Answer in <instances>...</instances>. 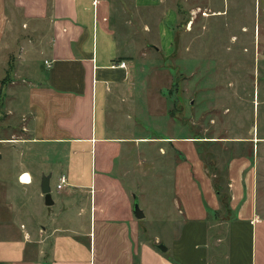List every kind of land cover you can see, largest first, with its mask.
<instances>
[{
  "label": "crops",
  "instance_id": "obj_1",
  "mask_svg": "<svg viewBox=\"0 0 264 264\" xmlns=\"http://www.w3.org/2000/svg\"><path fill=\"white\" fill-rule=\"evenodd\" d=\"M178 2L0 0V98H12L8 113L21 120L19 130L5 128L19 137H0V264H264V133L202 140L249 148L227 162L225 188L195 149L199 139L150 134L170 128L172 116L161 114V98L149 90L154 68L138 56L154 50L166 58L161 26L180 17ZM154 145L178 157L175 208L185 219L166 228L171 244L145 210L144 219L134 214L141 193L129 164ZM25 174L30 184L21 182ZM43 176L50 185L56 177L57 188L66 179L52 206ZM34 186L27 199L16 191Z\"/></svg>",
  "mask_w": 264,
  "mask_h": 264
},
{
  "label": "rangeland",
  "instance_id": "obj_2",
  "mask_svg": "<svg viewBox=\"0 0 264 264\" xmlns=\"http://www.w3.org/2000/svg\"><path fill=\"white\" fill-rule=\"evenodd\" d=\"M177 6L180 17H167L161 26L160 47L166 58L154 50L146 57L138 56L154 68L150 78L155 84H150L149 90L161 98V114L169 111L172 116L170 128L166 125L164 130L157 129V134H150L199 139L195 149L209 165L217 166L214 170L211 167V173L219 175L225 188L227 162L247 154L249 148L202 140L249 138L252 128L264 133V0H179ZM20 31L26 33L22 25ZM11 102L12 98H0L3 138L19 137V132L5 129L10 125L18 128L21 123L19 117L8 113ZM151 148L150 152L141 150L130 162V180L138 187L135 193H141V210L155 222L151 224L155 232L162 235L164 243L171 244L175 237L164 235L166 228L175 229L172 221L185 219L175 208L178 157L162 156L157 145ZM148 153L155 165L148 161ZM186 153L178 152L190 158ZM213 180L216 185L218 180ZM57 183L55 177L51 181L54 198L58 197ZM35 186L28 187L30 194L22 187L16 191L21 199H27ZM28 200L31 208L34 200ZM163 212L172 217L171 221L163 222ZM2 213L6 216L5 211ZM15 217L11 215L10 220ZM21 219L26 222L27 217ZM219 231L224 235L225 227Z\"/></svg>",
  "mask_w": 264,
  "mask_h": 264
},
{
  "label": "water",
  "instance_id": "obj_3",
  "mask_svg": "<svg viewBox=\"0 0 264 264\" xmlns=\"http://www.w3.org/2000/svg\"><path fill=\"white\" fill-rule=\"evenodd\" d=\"M50 180H51V176H43L42 184H41V190L45 196V203L47 206L54 205V201L52 199V193H51L52 189H51V185H50ZM138 194H139V192H138ZM134 200H135L134 201V214H135L136 218L138 220L144 219L145 214L143 213V211L141 210V208L139 206L138 197L136 196ZM158 248L163 252L167 251V248L164 245H159Z\"/></svg>",
  "mask_w": 264,
  "mask_h": 264
},
{
  "label": "trees",
  "instance_id": "obj_4",
  "mask_svg": "<svg viewBox=\"0 0 264 264\" xmlns=\"http://www.w3.org/2000/svg\"><path fill=\"white\" fill-rule=\"evenodd\" d=\"M215 188L217 190V193L219 194V197H220V200H221V203L223 206V212L226 214H230V208L228 205V195H227V193L223 194L219 180L217 181ZM216 214H218V213H216Z\"/></svg>",
  "mask_w": 264,
  "mask_h": 264
},
{
  "label": "built area",
  "instance_id": "obj_5",
  "mask_svg": "<svg viewBox=\"0 0 264 264\" xmlns=\"http://www.w3.org/2000/svg\"><path fill=\"white\" fill-rule=\"evenodd\" d=\"M120 67H121V68H126V63H125V62L121 63V64H120ZM65 184H66V179H65V178H62L60 184L58 185V189H59V190L62 189V187H63Z\"/></svg>",
  "mask_w": 264,
  "mask_h": 264
},
{
  "label": "bare ground",
  "instance_id": "obj_6",
  "mask_svg": "<svg viewBox=\"0 0 264 264\" xmlns=\"http://www.w3.org/2000/svg\"><path fill=\"white\" fill-rule=\"evenodd\" d=\"M21 182L24 184H30L31 176L29 174H25L24 176H22Z\"/></svg>",
  "mask_w": 264,
  "mask_h": 264
}]
</instances>
